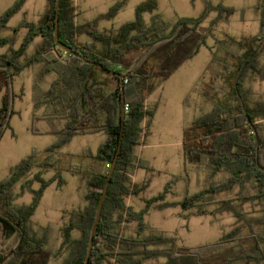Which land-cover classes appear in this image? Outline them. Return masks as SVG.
Listing matches in <instances>:
<instances>
[{
    "label": "trees",
    "instance_id": "obj_1",
    "mask_svg": "<svg viewBox=\"0 0 264 264\" xmlns=\"http://www.w3.org/2000/svg\"><path fill=\"white\" fill-rule=\"evenodd\" d=\"M26 1L19 0L0 17V29L7 28ZM56 1L47 0V8L38 24L22 22L14 29L26 28L28 34L18 49L10 48L8 53L0 55V141L16 114L12 83L35 63L43 64V76L56 75L39 104L53 111L45 118L54 128L52 133L64 136L67 142L87 134L104 133L107 138L96 154L60 159L55 148H51L38 161L33 153L0 183V264H49L53 253L45 241L31 232L29 223L48 186L54 181H59V185L63 183V172L73 177L79 173L88 177V204L71 213L62 231V246L71 248L67 264H85L98 203L122 130V81L87 64L81 56L123 75L126 103L122 148L102 208L89 264H146L158 259H163V264H264V234L256 231L257 226H264V213L250 216L245 210L247 204H264V103H252L251 92L244 84L247 78L264 79V64L260 61L264 50V0L257 4L260 16L257 35L238 39L226 34L217 41L211 64L222 68L218 76L224 80L227 94L218 100L206 97L212 103L211 110L184 129V162L209 167V185L184 196L179 203H167L168 194L177 195L173 185L183 180L182 176H174L156 196L143 199L145 207L139 211L127 205L125 199L139 196L149 188V180L140 184L131 181L136 172H155L136 153L149 135V122L153 117L145 101L199 52L207 38H215L212 30L223 20L221 14H225L227 20L235 11L205 1L206 9L198 18H180L170 23L155 15L147 25L143 15L157 10L154 1H147L137 7L134 21L106 34H95L91 25L76 24L73 0H60L59 40L80 56L68 53V58H48L46 52L56 48ZM127 1L117 2L101 18L116 16ZM213 11L220 14L218 19L213 21L207 34H201L199 29ZM84 33L95 37L100 47L95 43H78L77 37ZM38 37L42 39V46L35 56L24 60L28 47ZM8 43L13 44L12 39L0 38V47ZM54 120L63 122V127L55 126ZM144 122L146 125L142 126ZM72 158L79 163H71ZM34 168L53 169L55 174L50 180H45L41 174L35 175L34 181L40 188L34 190L31 181H26L21 193L16 194L15 187ZM218 174L229 175L215 181L213 178ZM236 188V197L218 200L220 194ZM249 190L253 193L247 194ZM25 191L33 195L32 202L17 207L15 201ZM175 206L195 216L231 214L236 224L216 242L180 246L175 237L156 231L145 221L152 209ZM132 225L135 229L129 233ZM240 226L248 228V234L241 235ZM73 231H78L80 236L74 238Z\"/></svg>",
    "mask_w": 264,
    "mask_h": 264
},
{
    "label": "rangeland",
    "instance_id": "obj_2",
    "mask_svg": "<svg viewBox=\"0 0 264 264\" xmlns=\"http://www.w3.org/2000/svg\"><path fill=\"white\" fill-rule=\"evenodd\" d=\"M19 0H0V17L9 11ZM121 0H73L76 7L75 22L78 26L91 25L95 34H106L109 30L118 29L126 23L136 19L137 7L147 1H154L157 10L143 15V21L149 25L155 15L170 23H176L180 18H198L205 9V1L213 6L223 5L233 9V15L227 17L221 14L223 20L213 27L215 38L209 37L201 46L199 52L186 61L175 74L166 81L156 92L145 101L147 109L153 111L150 120L149 135L143 145L138 146L136 153L145 159L155 169V172L139 170L131 179L134 183L149 180V188L139 196L127 197V205L136 211L145 207L143 199H150L161 192L174 176H182L183 180L173 185L177 195L168 194L167 203H179L184 196L203 190L210 183V168L201 165L185 164L183 158V133L184 129L191 126L193 121L209 112L212 103L206 97L218 100L227 94L224 80L218 76L222 68L211 64L212 51L217 41L222 40L226 34L238 39L257 35L260 31V16L257 12L259 0H128L126 6L114 17L101 18ZM47 8V0H27L23 8L15 14L7 28L0 29V38L12 39L0 47V55L9 52L10 48L18 49L28 34V29H16L22 22L38 24L42 13ZM217 11L209 14L202 27L201 34H207L214 20L219 17ZM80 44H96L100 47L95 37L84 33L77 37ZM42 46V39L36 38L28 47L24 60H29ZM68 53L60 48H53L46 52L48 58H68ZM264 64V50L260 56ZM43 64L35 63L31 68L15 77L12 83V98L15 115L12 117L9 128L5 131L0 141V183L7 179L12 169L36 153V160H42L47 155V150L55 148L58 158L67 156L96 154L100 146L106 141L104 133L76 136L69 142L64 136L52 133L54 129L50 121L45 118L53 111L47 105H39L50 90L56 75L43 76ZM42 75V76H41ZM245 87L249 89L252 103H264V79L247 78ZM251 106L252 104L249 103ZM54 125L63 127V122L54 120ZM146 122L142 123V126ZM57 148V149H56ZM49 154V153H48ZM71 163H79L72 158ZM86 162V161H85ZM85 162H82L83 164ZM41 174L45 180L53 178V169H32L26 177L15 187V193H21V186L26 181H31L34 190L40 184L34 181V176ZM63 183L54 181L45 190L40 204L31 218L29 228L38 239L46 242L47 248L53 253L49 264H67L71 256V248L62 246L63 228L68 224L70 215L80 211L88 204L87 183L88 177L83 173L71 176L67 172L61 173ZM229 174H218L213 178L220 181ZM60 180V181H62ZM237 188L230 193H222L218 200L236 197ZM249 190L247 194H252ZM33 195L25 191L15 201L17 207L28 205L32 202ZM213 207H209V210ZM246 212L250 216H261L264 213V204H247ZM145 221L156 231L175 237L180 246L196 247L213 243L232 231L236 219L231 214H222L217 217L210 215L195 216L183 212L179 206L168 207L162 210L152 209ZM132 225L130 232H133ZM256 231L264 234V226H257ZM249 230L240 226V234L246 235ZM74 238L80 233L73 231ZM163 259L151 260L146 264H163Z\"/></svg>",
    "mask_w": 264,
    "mask_h": 264
},
{
    "label": "water",
    "instance_id": "obj_3",
    "mask_svg": "<svg viewBox=\"0 0 264 264\" xmlns=\"http://www.w3.org/2000/svg\"><path fill=\"white\" fill-rule=\"evenodd\" d=\"M55 10H56V18H55L54 40H55L56 48H60L63 51H65L66 53L80 56L78 53L74 52L70 47L64 45L59 40L60 0L56 1ZM81 58L87 64L94 66L96 69H98V70H100V71H102V72H104L106 74L113 75V76H118L121 79V81H122V85H121V95H122V100H121V102H122V112H121L122 130H121V134H120V139H119V144H118V148H117V153H116V155H115V157L113 159L112 164L109 167V172L107 174V178H106L104 187L102 189L101 197H100V200H99V203H98V207H97V213H96L94 225H93L92 231H91L90 241H89V245H88V252H87V256H86V260H85V264H89V261H90V258H91V254H92L93 245H94V238H95V235L97 233L98 223L100 221V217H101V213H102V208H103L104 202L106 200L108 189H109L110 182H111V178H112L114 170L116 168L117 160L119 158V154H120L121 148H122L123 128H124V125H125V117H126V103H125V98H124L125 91H124V85H123V81H124L123 75L121 73L109 71L108 69L104 68L102 65L97 64V63L92 62V61H89L85 57L81 56Z\"/></svg>",
    "mask_w": 264,
    "mask_h": 264
},
{
    "label": "crops",
    "instance_id": "obj_4",
    "mask_svg": "<svg viewBox=\"0 0 264 264\" xmlns=\"http://www.w3.org/2000/svg\"><path fill=\"white\" fill-rule=\"evenodd\" d=\"M156 92V91H155Z\"/></svg>",
    "mask_w": 264,
    "mask_h": 264
}]
</instances>
